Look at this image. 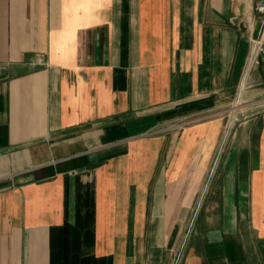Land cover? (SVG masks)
Here are the masks:
<instances>
[{
	"label": "crops",
	"instance_id": "1",
	"mask_svg": "<svg viewBox=\"0 0 264 264\" xmlns=\"http://www.w3.org/2000/svg\"><path fill=\"white\" fill-rule=\"evenodd\" d=\"M261 0H0V264H264Z\"/></svg>",
	"mask_w": 264,
	"mask_h": 264
},
{
	"label": "built area",
	"instance_id": "2",
	"mask_svg": "<svg viewBox=\"0 0 264 264\" xmlns=\"http://www.w3.org/2000/svg\"><path fill=\"white\" fill-rule=\"evenodd\" d=\"M255 11L260 15V23L257 37L253 40L252 54L254 57L261 56L264 58V5L261 1L255 6ZM183 257V251L180 248L176 251L171 264H180Z\"/></svg>",
	"mask_w": 264,
	"mask_h": 264
},
{
	"label": "water",
	"instance_id": "3",
	"mask_svg": "<svg viewBox=\"0 0 264 264\" xmlns=\"http://www.w3.org/2000/svg\"><path fill=\"white\" fill-rule=\"evenodd\" d=\"M261 4L264 5V0H261Z\"/></svg>",
	"mask_w": 264,
	"mask_h": 264
}]
</instances>
